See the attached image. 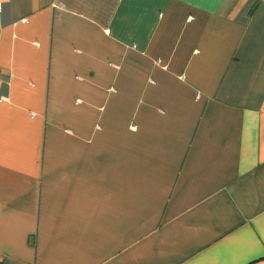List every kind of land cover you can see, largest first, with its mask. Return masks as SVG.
I'll return each mask as SVG.
<instances>
[{"label": "crops", "instance_id": "crops-1", "mask_svg": "<svg viewBox=\"0 0 264 264\" xmlns=\"http://www.w3.org/2000/svg\"><path fill=\"white\" fill-rule=\"evenodd\" d=\"M0 264H264V0H0Z\"/></svg>", "mask_w": 264, "mask_h": 264}]
</instances>
